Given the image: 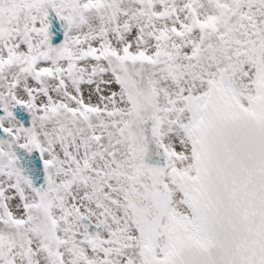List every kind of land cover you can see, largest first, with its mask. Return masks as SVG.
<instances>
[{
	"label": "snow or ice",
	"instance_id": "snow-or-ice-1",
	"mask_svg": "<svg viewBox=\"0 0 264 264\" xmlns=\"http://www.w3.org/2000/svg\"><path fill=\"white\" fill-rule=\"evenodd\" d=\"M0 264H264V0H0Z\"/></svg>",
	"mask_w": 264,
	"mask_h": 264
}]
</instances>
